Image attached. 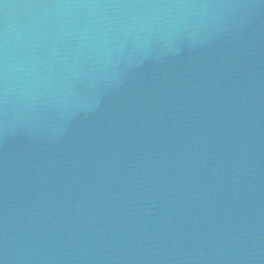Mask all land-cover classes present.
I'll return each instance as SVG.
<instances>
[{
    "label": "water",
    "instance_id": "95a60500",
    "mask_svg": "<svg viewBox=\"0 0 264 264\" xmlns=\"http://www.w3.org/2000/svg\"><path fill=\"white\" fill-rule=\"evenodd\" d=\"M0 264H264V0H0Z\"/></svg>",
    "mask_w": 264,
    "mask_h": 264
}]
</instances>
